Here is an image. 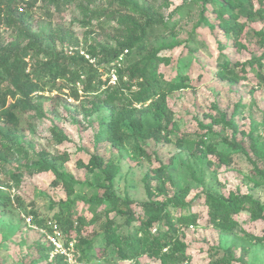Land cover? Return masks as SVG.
Instances as JSON below:
<instances>
[{"label": "rangeland", "instance_id": "rangeland-1", "mask_svg": "<svg viewBox=\"0 0 264 264\" xmlns=\"http://www.w3.org/2000/svg\"><path fill=\"white\" fill-rule=\"evenodd\" d=\"M131 1L149 5L163 25H172L175 18L174 27H162L150 43L154 48L175 46L161 53L164 58L157 75L163 81H173L178 75L186 79L187 88L166 95L177 130L170 129L167 143L139 139L126 125L121 129L125 135L121 145L113 147L98 138L102 125L110 119L102 100L83 95L79 85L77 100L68 90L33 93L27 113L19 117L21 130L16 139L0 149V194L11 201L8 206H0V264H161L146 253L121 259L116 247L102 244L107 222L114 224V237H126L129 231L124 219L108 210L109 203L97 202L102 196L97 185L102 181L99 171L88 173L79 167V161L86 164L93 155L111 165L114 192L120 199L133 202L136 217L145 219L138 204L149 198L160 202L178 195L190 204L196 223L177 228L176 233L184 247L181 264H264V241L254 244L242 238L239 231L226 234L213 229L204 204L206 194L225 198L250 194L264 204V159L251 150L254 142L264 144V86L255 63L264 54V0H252L260 16L256 14L253 20L244 22L235 42L218 25L210 4L204 13L206 23L204 18L201 22L197 0ZM15 4L32 32H40L42 48L49 49V54L52 51L88 60L98 69L102 81L109 74L110 83H114L113 71L108 73L103 68L99 46H117L121 38L110 27L101 31L98 26L116 28L126 22L128 14L116 9L115 0H73L59 13H54L56 7L51 0H16ZM177 8L182 9L181 17L175 15ZM47 11L53 14L51 18L46 17ZM14 41L22 46L29 42L0 26V44ZM91 52L95 58L89 57ZM139 57L133 51L126 60ZM219 57L229 60L230 67L233 65L232 78L218 76ZM48 59L44 52H31L26 58V72L37 73ZM52 130L64 135L62 142L56 141ZM182 136L185 143H175ZM199 139L214 146L216 152L230 156L231 163L220 161L213 153L198 159L194 147ZM61 154L68 159L57 170L77 182L71 194L60 185L53 186V172L34 173L30 169ZM147 187L151 197L147 196ZM66 202L71 204L63 211L57 205L51 206ZM59 211L70 214L72 224L81 227L79 236L92 242L93 255L84 245L79 246L77 234L65 221L55 218ZM233 218L246 232L264 237V224L252 221L247 209H241ZM157 223H153L152 233ZM56 255L62 258H54Z\"/></svg>", "mask_w": 264, "mask_h": 264}, {"label": "trees", "instance_id": "trees-1", "mask_svg": "<svg viewBox=\"0 0 264 264\" xmlns=\"http://www.w3.org/2000/svg\"><path fill=\"white\" fill-rule=\"evenodd\" d=\"M15 1L0 0V26L10 28L17 37L29 42L23 46L15 41L5 45L0 44V149L6 148L8 143L16 139V134L21 130L19 117L27 113L33 93L68 90L77 100L79 98L78 85L81 86L83 95L102 100V104L110 111L109 122L102 125L98 134L99 139L110 142L113 147H118L125 137L121 129L128 125L132 127L133 133L139 139L170 142L166 135L170 129L177 130V126L173 122L172 111L167 107L166 95L187 88V84H185L186 79L179 75L173 81H163L157 75L158 66L164 58L161 53L164 50H172L175 46L162 45L154 48L150 42L154 40L155 35L162 27L172 29L175 18L171 20L172 25L168 23L163 25L159 17L150 10L149 5L139 6L135 1L115 0L116 9H123V12L128 14L126 22L122 21L116 28L108 25L98 26L101 31L110 27L109 29H112L115 35L121 38L117 46L112 47L108 43L99 46V53L103 56V68L108 73L112 70L114 74L115 81L111 84L110 75L108 74L102 81L98 69L94 68L88 60L79 59V57L68 58L60 53H52V51L49 54V49L42 48V35L40 32L33 33L31 27L25 24L24 14L18 11L19 8ZM72 1L51 0V4L56 7L54 13H59L61 7ZM197 1L201 7V22L204 18L207 23L204 13L207 11V5H212L218 25L234 42L242 32L244 22L253 20L256 14L260 16L261 13L259 10L257 12L253 9L252 0ZM175 11H177L175 14L177 17L183 15L181 8H177ZM52 15L47 11V18H51ZM223 15H227V18L223 19ZM133 51L140 54V57L134 61H127L126 57ZM31 52L36 54L44 52L49 56L48 64H45L44 68L37 73L35 71L26 72L28 66L26 58L30 56ZM89 57L95 58L96 56L91 52ZM217 63L220 66L217 70L220 78L229 79L235 75V70L233 65L230 67L229 60L219 57ZM255 63L258 68L257 76L264 86V54ZM31 74L34 75V78H30ZM7 98L10 99V103H7ZM51 132L57 142H62L63 134L56 130ZM162 133H165V137H161ZM175 143L181 145L185 143V138L182 136ZM194 149L200 160L206 153H213L226 164H230L232 161L230 156L216 152L214 146L206 145L201 139L198 140ZM251 150L256 157L264 159L263 143L254 142ZM67 159V155L61 154L41 161L30 169L34 173L53 172L55 175L53 186L60 185L67 194H71L73 186L77 182L57 170ZM78 163L79 167L84 168L88 173L99 171L102 181L97 185L102 191V196L97 202L106 201L109 203L108 210L116 211V214L124 219V226L129 231L126 237L122 235L114 237L115 232L112 229L114 224L107 222L101 235L102 244L106 247L110 244L116 247V252L121 259L137 257L146 253L149 257L158 259L161 264H181L184 261V247L182 242L177 239V228L195 225L197 216L190 211V204L186 203L183 197L175 195L160 202L149 198L147 202L139 203L138 206L142 209L145 217L143 220L132 212V201L122 200L114 192L115 172L110 164L105 163L98 155L91 156L86 164L80 161ZM146 193L147 196H152L149 187L146 188ZM10 204L9 197L0 194V206L5 207ZM68 204L71 203H52L51 206L54 208L57 205L63 211L64 208H68ZM204 204L208 210L209 226L213 229L226 234L239 231L242 238L254 244L264 241L263 236H254L243 230L233 218L241 209H247L252 221H260L264 224V204H260L250 194L234 198L206 194ZM61 211L55 218L65 221L69 229L74 230L77 234L79 246L84 245L88 254L93 255L92 242L81 239L79 236L81 227L78 224L74 226L72 216L62 214ZM60 214L62 215L60 216ZM32 215L35 213L32 212ZM78 222H82V220L78 219ZM154 222H158L156 224L158 228L155 233H152L151 228L155 225ZM228 253L232 256L231 251ZM54 258L62 257L56 255Z\"/></svg>", "mask_w": 264, "mask_h": 264}, {"label": "built area", "instance_id": "built-area-1", "mask_svg": "<svg viewBox=\"0 0 264 264\" xmlns=\"http://www.w3.org/2000/svg\"><path fill=\"white\" fill-rule=\"evenodd\" d=\"M27 222H28V220H27Z\"/></svg>", "mask_w": 264, "mask_h": 264}]
</instances>
